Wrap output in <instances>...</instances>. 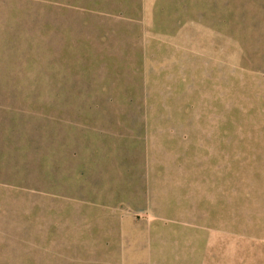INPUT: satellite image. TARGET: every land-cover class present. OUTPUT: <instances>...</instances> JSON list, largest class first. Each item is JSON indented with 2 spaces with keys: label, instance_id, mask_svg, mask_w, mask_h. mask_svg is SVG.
<instances>
[{
  "label": "rangeland",
  "instance_id": "obj_1",
  "mask_svg": "<svg viewBox=\"0 0 264 264\" xmlns=\"http://www.w3.org/2000/svg\"><path fill=\"white\" fill-rule=\"evenodd\" d=\"M0 264H264V0H0Z\"/></svg>",
  "mask_w": 264,
  "mask_h": 264
}]
</instances>
